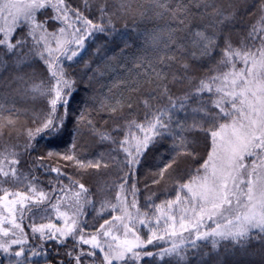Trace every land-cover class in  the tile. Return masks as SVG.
I'll use <instances>...</instances> for the list:
<instances>
[{"label":"trees","instance_id":"obj_1","mask_svg":"<svg viewBox=\"0 0 264 264\" xmlns=\"http://www.w3.org/2000/svg\"><path fill=\"white\" fill-rule=\"evenodd\" d=\"M66 2L79 8L94 22H99L100 13L97 6L103 0H89L87 8L84 0ZM106 3L112 21L111 29L105 34H96L87 41L82 58L78 57L70 66L69 62H65V70L75 84L71 96L67 97V116L61 138L52 142L39 140L34 149L24 148L26 131L37 126L33 123L34 116L48 108L45 95L40 92H26L32 85H38L41 91H46L49 74L44 62L39 57H31L29 63L17 69L13 66L15 58L4 56L5 65L0 66V84L5 81L10 84L0 87V124L3 125L0 127V153L3 154L0 156V162L6 169L10 168L9 162L14 158L11 153H18V172L29 179L35 177L34 182L48 194H53L56 189L50 203L58 202V197L64 198L66 194L60 192L59 188L69 185V177L72 181L84 184L93 201V204L86 205L84 218L82 217L83 221L87 222L85 231L90 233H95L105 219L111 220L119 214L118 211L112 212L107 207L101 208L104 201L116 202L118 186L129 173V169L124 167L126 153L121 149L119 141L125 137L131 141L135 135L142 138L143 133L132 126V122L143 123L146 115L156 112L157 109L169 108V97L177 105L186 96L190 98L184 110L179 107L172 110L173 134H166L143 151L139 165L131 171L128 178L127 199L131 201L133 198L132 184H135V199L141 211L150 204L159 205L174 199L178 184L187 182L196 174L197 169H201L211 150L210 139L199 129L189 131L193 116L199 120V115L193 114L191 110L201 103L210 106L216 96L207 92L199 96L193 94L200 80H207L228 70L219 63L224 37L230 40L234 48L241 47L243 41L255 50L260 45L259 35L253 41L247 38L248 33L253 25L258 31L264 29V25L260 23V17L264 15L260 11L264 0H134L130 12L121 10V0H106ZM216 10H221L228 17L224 23L218 22L220 16ZM50 15L52 11L49 9L38 19L44 20ZM47 27L51 32L59 25L49 23ZM197 31H205L209 35L215 32L219 38V47L213 49L210 56L199 54V49L195 46L197 38L194 35ZM26 32L27 29H24L16 38ZM153 32L160 35L156 46L146 41V36ZM173 41L184 46L183 52L177 51ZM193 51L197 52L196 59L191 58ZM173 54L176 59L166 60L165 64L157 63L159 59ZM0 55H3L2 49ZM137 60L144 66H137ZM149 62L156 65L157 70L163 68L165 75L157 78L147 67ZM185 63L189 66L187 70L183 68ZM242 66L243 64L237 63V68ZM19 74L24 75V81L15 80ZM113 108L116 109L115 112ZM64 113V107H60L57 114L63 116ZM9 117L15 120L14 125H8ZM88 120L92 122V127L86 123ZM177 121L184 125V131H180ZM205 127L208 125L205 124ZM101 133L109 134L111 139L102 140L99 135ZM185 142L187 149L181 148L178 153L174 145ZM73 144L76 145L75 148L72 147ZM49 151L61 154L67 152L82 160H99L102 166L99 169H81L60 156L48 155ZM173 157V167L163 178L157 177L156 174ZM105 163L107 167L103 166ZM52 168H59L63 175L52 172ZM153 179H159V183H153ZM26 183L9 181L3 187L10 191H27ZM0 195L3 193L0 192ZM10 199L14 197H9ZM50 203L34 205L30 201L25 207L23 220L17 221L21 223L26 235L27 243L24 247L41 253L33 257V263L75 264L73 257L79 249L73 251L74 241L71 238L61 243L58 234L57 239L49 240L47 236L40 239L39 233L33 235L31 231V225L39 226L40 222L46 223L47 220L50 222L55 219ZM15 208L13 211L19 216ZM4 214L11 219L6 211ZM4 226L10 227L7 223ZM138 227L142 237L146 238L147 229ZM253 236H256L255 230ZM197 244L196 248L188 245L183 260L166 257L160 261L158 258L145 257L135 264H264V240L259 238L248 240L243 247L233 244L230 240L221 241L215 250L210 241H197ZM169 246L170 244L161 242L158 247L149 245L148 250L156 252ZM84 248L87 250L88 246ZM13 250H17L16 246H13ZM69 252L72 253L71 257ZM0 259L2 264H11L14 258L0 252ZM92 261L93 258H84V264H92ZM95 264H100L99 258H95Z\"/></svg>","mask_w":264,"mask_h":264},{"label":"snow or ice","instance_id":"obj_2","mask_svg":"<svg viewBox=\"0 0 264 264\" xmlns=\"http://www.w3.org/2000/svg\"><path fill=\"white\" fill-rule=\"evenodd\" d=\"M133 3L134 0H121V10L130 12ZM84 5L87 8L89 0H84ZM97 7L100 18L99 22H94L79 8L70 6L66 0H0V21H3L0 23V49L3 50L0 66L5 65L4 56L15 58L13 66L17 69L29 63L31 57H39L49 74L46 91H41L38 85L26 89V92H40L45 95L48 108L34 116L33 123L37 126L29 128L25 133V150L34 149L39 140L52 142L62 137L67 116V97L71 96L75 84L65 70V62H69L70 66L78 57L82 58L86 42L96 34L107 33L112 27L106 0ZM49 9L52 15L44 20L38 19ZM216 11L220 16L218 22L224 23L228 17L221 10ZM260 11L264 13V5ZM49 23H56L59 27L50 32L47 27ZM260 23L264 25V15H261ZM24 29H27V32L17 39V34L24 32ZM194 35L197 38L195 46L201 56H210L212 50L219 47V38L215 32L209 35L205 31H197ZM258 35L260 45L255 50L243 41L241 47L234 48L230 40L224 37L219 63L228 70L207 80H200L193 95L199 96L207 92L215 95L216 99L210 106L201 103L192 108V113L198 114L199 120L193 116L189 131H204L210 139L211 150L201 169H197L196 174L187 182L178 184L174 199L159 205L150 204L141 211L135 199V184L131 186L132 200L127 199V181L131 171L139 165L143 151L166 134H173L172 110L177 107L184 110L190 98L187 96L179 105L169 97V108L157 109L156 112L146 115L143 123L133 121L132 126L143 133L142 138H136L134 149L126 147L129 143L127 137L119 141L121 149L126 153L124 167L129 169V173L118 186L116 202L104 201L101 208L118 211L120 215L113 216L111 220L105 219L95 233L86 232L87 222L80 219L85 206L93 204L89 190L84 184L72 181L69 177V185L59 188L60 192L68 195V200L64 201L58 197L57 203H50L56 189L53 194H48L34 182L35 177L29 179L18 172V153H11L14 158L9 162L10 168L6 169L0 162V192L3 193L0 195V205L4 206L11 217L0 219V252L14 258L11 264H31L33 257L41 254L24 247L27 243L24 228L17 221L23 220L24 209L27 207L25 201H31L34 205L50 203V207L57 213L56 219H62L65 227H57L54 223H41L39 226L31 225V231L33 235L39 233L40 239L47 236L49 240L57 239L59 234L61 243L71 238L74 241L73 251L79 249L73 257L75 264H84L85 257L93 258L92 264H95V258H99L100 264H135L145 257L158 258L160 261L166 257L183 260L188 245L196 248L197 241H210L215 250L221 241L230 240L233 244L243 247L250 239L264 240V29L258 31L253 25L247 38L254 41ZM146 41L156 46L160 35L156 32L149 33ZM176 47L177 51L183 52V45L176 43ZM191 58H197L196 51L191 53ZM174 59L175 54L161 58L157 63L165 64L166 60ZM135 63L137 66H144L140 60ZM237 63L243 64L244 67L237 68ZM147 67L157 78L165 75L163 68L157 70L156 65L151 62ZM188 67V64H183L185 70ZM24 79L23 74L15 77L16 81ZM3 86L10 84L5 81L0 84V87ZM164 90L166 92L167 88ZM60 107L65 109L63 116L57 114ZM12 111L15 112V109ZM115 111L113 108V112ZM7 123L14 125L15 120L9 117ZM86 123L92 127L90 120ZM176 123L180 131H184V125L179 121ZM205 124L208 127H205ZM2 126L0 124V127ZM99 135L102 140L111 139L107 133ZM72 147L75 148L76 145L73 144ZM174 148L179 153L181 148L187 149V144L185 142L174 145ZM48 155L60 156L81 169H99L102 166L99 160H82L67 152L61 154L49 151ZM0 156L3 154L0 153ZM174 163L175 157L156 176L163 178ZM103 166L108 165L105 163ZM51 171L63 175L59 168H52ZM9 181H26L27 191H10L3 187ZM153 183H159V179H153ZM9 197L14 199L9 200ZM61 203L66 204V211L60 210ZM16 205H19V216L13 211ZM100 214L102 215V212ZM5 223L10 227H5ZM138 226L147 229L146 238L142 237ZM114 228L122 230L125 237L131 235L132 239L119 240L113 235ZM253 230L256 236H253ZM161 242L170 246L156 252L148 250L149 245L158 247ZM13 246H16L17 250H13ZM84 246H88L87 250ZM68 255L71 257L72 253L69 252Z\"/></svg>","mask_w":264,"mask_h":264},{"label":"rangeland","instance_id":"obj_3","mask_svg":"<svg viewBox=\"0 0 264 264\" xmlns=\"http://www.w3.org/2000/svg\"><path fill=\"white\" fill-rule=\"evenodd\" d=\"M242 67H244V65L242 66ZM136 138H140V136L139 135H135V138L133 139V140H131V141H129V143L126 145V147H128L129 149H134L135 148V145H136ZM11 200V199H10ZM62 200H64V201H67L68 200V198H67V194L66 195H64V198L62 199ZM5 203H7V202H5ZM30 203V201H25V205L27 206L28 204ZM57 203V202H56ZM16 207L17 208H15V210L17 211V212H19L18 211V209H19V205H16ZM60 210L61 211H66L67 210V207H66V204L65 203H61L60 204ZM86 210V206H85V209L83 210V211H85ZM5 208H4V206L3 205H0V219H2V218H4L6 215L4 214L5 213ZM7 212V211H6ZM24 213H25V209H24ZM54 217H55V219L52 221H50V222H47V221H49V220H47L46 221V223L45 222H40V223H45V224H47V223H54V224H56L57 225V227H65V225H64V223H63V220L61 219V220H57L56 219V216H57V213L54 211ZM84 215V214H83ZM83 215L80 217V219H82L81 221H83ZM118 215H120V213L118 214ZM18 216V215H17ZM45 217V216H44ZM83 217V218H82ZM8 219H9V217H8ZM49 219V218H48ZM37 223H39V221L37 222ZM114 223H118V222H114ZM59 235V234H58ZM113 235H116L117 237H118V239L119 240H124V239H132V237H131V235H129L128 237H125L124 235H123V232H122V230H116L115 228H114V230H113ZM25 239H26V235H25Z\"/></svg>","mask_w":264,"mask_h":264},{"label":"flooded vegetation","instance_id":"obj_4","mask_svg":"<svg viewBox=\"0 0 264 264\" xmlns=\"http://www.w3.org/2000/svg\"><path fill=\"white\" fill-rule=\"evenodd\" d=\"M0 264H2L1 259H0ZM31 264H37V263H33V262H31ZM41 264H51V263H49V262H44V263H41Z\"/></svg>","mask_w":264,"mask_h":264}]
</instances>
